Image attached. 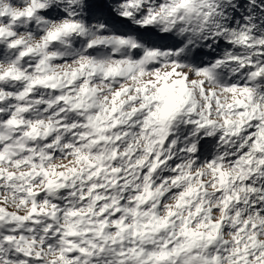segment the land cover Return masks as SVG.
I'll list each match as a JSON object with an SVG mask.
<instances>
[{
  "label": "snow or ice",
  "instance_id": "snow-or-ice-1",
  "mask_svg": "<svg viewBox=\"0 0 264 264\" xmlns=\"http://www.w3.org/2000/svg\"><path fill=\"white\" fill-rule=\"evenodd\" d=\"M262 9L264 0H0V65H8L0 67V185L8 182L0 195L25 204L35 197L32 217L48 215L47 238L61 240L53 264H264V196L244 201L252 215L237 221L241 238L229 245L200 202L204 174L193 176L173 155L182 130L223 129L221 139L239 140L232 160L252 177L245 183L264 180V34L257 31L264 23L252 15ZM24 22L38 26L37 47L20 38ZM73 42L78 67H54L59 56L48 53ZM197 42L209 50L184 63ZM225 63L239 69L227 82L218 79ZM100 81L112 85L107 93L94 86ZM37 89L55 94L58 127L33 122ZM66 113L71 118L61 119ZM41 138L46 151L31 143ZM57 158L74 163L57 168ZM209 161L226 185L231 174ZM5 165L31 171L18 176ZM34 180L49 191L71 185L80 203L40 210ZM173 193L177 210L162 217ZM230 202L231 194L225 211ZM11 215L0 204V218ZM24 243L0 236V264H11L5 249L13 244L31 262L34 242L27 252ZM35 255L42 264V253Z\"/></svg>",
  "mask_w": 264,
  "mask_h": 264
},
{
  "label": "clouds",
  "instance_id": "clouds-1",
  "mask_svg": "<svg viewBox=\"0 0 264 264\" xmlns=\"http://www.w3.org/2000/svg\"><path fill=\"white\" fill-rule=\"evenodd\" d=\"M246 7L251 9V3ZM257 7H260V5H257ZM20 10L21 9L19 7L16 8V11ZM252 15L257 17L260 23H264V9H262V13L253 12ZM58 24L59 22H52L49 27L55 28ZM20 27L23 29L20 33V38L27 41L32 47H37L42 43L41 39L36 36L38 26L24 22ZM242 27L244 26L242 25ZM257 31L264 34V29H260L258 27ZM176 38L183 39L181 37ZM201 48L205 52L209 50L208 47L203 45V43L197 42L191 46L190 51L184 52L183 55L186 59L183 62L191 64L197 51ZM48 54H58L59 56L60 64L54 65V67H63L65 65L71 68L78 67V64L75 62L78 59L79 54V44L77 42H73L71 47L57 45V47ZM33 59H35V57H33ZM205 59H209V57H205ZM0 67L6 69L8 65H0ZM234 69L239 72L236 65L232 63H225L222 65V69L218 73V79L227 82V80L233 76ZM191 70L192 69L189 68L190 72ZM149 78L150 77H145V79ZM94 86L100 88V90L105 93H107L109 88L112 87L110 84H104L103 81L98 82ZM12 87H17V85L12 84ZM35 92L36 94L32 97V103L30 104L32 109L30 116L33 122H35L36 119H39L45 124H51L54 127H58L59 121L57 119V114L59 112V108L57 106L55 94L53 92L40 89L35 90ZM13 95L15 94H10V98ZM69 118H71V113H66L65 116L61 117V119ZM217 123L222 124L223 122L222 120H217ZM184 132H187V135H185ZM210 132L213 134L209 135ZM222 132L223 129H205L202 131H197L196 129H184L181 131L180 137L178 138V148L173 155L177 156L183 164L188 165V168L185 170H190L193 176H197L198 173L204 174L205 178L203 183L207 185V188L203 189L200 202L205 205L206 212L209 217H214L217 224L222 223L223 226L220 232L221 239L227 244L232 245L236 239L241 238L238 232L234 230L236 228L237 221H247L249 215H252V213H248L247 215L245 214V208L249 206L245 204L244 201L246 199L251 200L255 197L258 202L259 198L264 196V191H262L260 187L261 185H264V180L254 181L252 185L245 183L246 180H251L252 177L245 175L242 171L244 167L242 162L238 167L237 163L232 160L233 156H237L242 151V149L238 146L239 140H234L230 137L228 139H221L220 137L222 136ZM66 135L67 134L64 132H57L58 139H63ZM57 138H54L51 141L53 145L57 143ZM64 142L67 143L68 140L65 139ZM202 142H206L204 143L203 152L201 150ZM31 143L34 147L41 148L44 151L48 148V144L43 138L39 141H31ZM209 156H211L213 160H216L218 165L223 164L224 170L231 174L229 182L226 185L221 186L218 176H216L209 169ZM68 163L74 162L57 158L52 163V166L59 168L61 165ZM4 167L7 171L14 172L18 176L21 175V173L27 174L31 171V169L27 167L22 169H17L15 167L7 168L6 165ZM167 170V168H161L160 176L163 177ZM7 183L8 182L5 181V183L0 185V187H7ZM199 183V180H197L196 184ZM32 186L36 193L42 194L41 198L36 201V207L40 210H44L45 208L52 210L53 204H55L56 207H59L60 204L67 205L74 202L80 203V201L74 200L76 190H74L71 185L64 190L49 191L44 180H34ZM171 187L172 186L169 185L168 189H165V192H167ZM181 187L185 188V190L187 189V185H182ZM218 193L221 194L218 195ZM229 194L233 197V202L229 203L228 211H225L224 202L228 200ZM237 195L239 196V203L234 200ZM176 197L177 194L173 193L165 203L164 209L160 213L162 217H167L169 208L174 211L177 210ZM25 199L29 201L27 204L21 202L20 196H14L10 192L6 191L0 195V204H3V206L12 214L11 217L0 218V236L12 234L16 240L25 241L22 245L25 252L29 250L28 245L33 244L34 242V247L31 249L33 252L32 260L30 262L25 255H22L17 251H11V249L15 248L14 244L9 245L5 249V253L6 255H10L11 264H37L35 253H42V256L40 257L42 264H53V261L59 259L60 251L56 250L53 252L52 249L56 244H60L61 240H56L54 237L47 238L48 233L45 229L49 226L48 221L50 217L45 214L33 218L31 210L35 197H25ZM213 209H219V211H212ZM184 218L187 219L186 213ZM199 223H204V221H198V224ZM208 223L210 224L211 220H209ZM198 224L196 225V228L199 231L200 229ZM224 229L227 230L224 231ZM36 237H40V239L36 240ZM49 239L53 240L52 245H49Z\"/></svg>",
  "mask_w": 264,
  "mask_h": 264
}]
</instances>
